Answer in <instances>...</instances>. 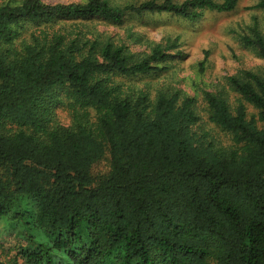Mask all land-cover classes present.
<instances>
[{
    "label": "trees",
    "instance_id": "trees-1",
    "mask_svg": "<svg viewBox=\"0 0 264 264\" xmlns=\"http://www.w3.org/2000/svg\"><path fill=\"white\" fill-rule=\"evenodd\" d=\"M236 5L0 0V264H264V75L228 78L233 107L203 91L224 143L194 97L134 82L181 57L177 40L134 53L82 29ZM253 28L243 43L264 59Z\"/></svg>",
    "mask_w": 264,
    "mask_h": 264
},
{
    "label": "rangeland",
    "instance_id": "rangeland-1",
    "mask_svg": "<svg viewBox=\"0 0 264 264\" xmlns=\"http://www.w3.org/2000/svg\"><path fill=\"white\" fill-rule=\"evenodd\" d=\"M49 5L85 3L88 0H42ZM110 5L124 7L139 5L151 0H106ZM162 3L165 0H153ZM180 4L186 0H170ZM221 2L222 0H213ZM258 0H237L236 7L228 13L208 10L199 11L200 17L189 21L173 14H135L127 13L120 24L108 23L95 18L83 22L84 32L110 38L115 44H124L134 53H145L152 43L165 44L177 40L181 53L164 64L166 69L157 74L137 78L138 87L148 86L150 90L175 88L196 99V109L200 116L199 125L212 134L219 136L224 143H230L228 137L209 123L203 91L221 94L234 106L241 98L228 84V78L238 76L244 71L264 75V59L256 50L243 43L244 37L251 36L257 28L264 36V10L257 8ZM249 115L255 114L247 106ZM63 125L69 123L65 110L57 111ZM108 159L97 163L93 172L103 173L108 168Z\"/></svg>",
    "mask_w": 264,
    "mask_h": 264
}]
</instances>
